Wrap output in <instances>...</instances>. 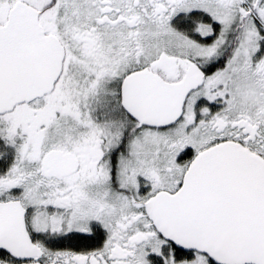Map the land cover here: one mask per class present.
<instances>
[{
    "label": "snow or ice",
    "instance_id": "obj_1",
    "mask_svg": "<svg viewBox=\"0 0 264 264\" xmlns=\"http://www.w3.org/2000/svg\"><path fill=\"white\" fill-rule=\"evenodd\" d=\"M0 264H264V0H0Z\"/></svg>",
    "mask_w": 264,
    "mask_h": 264
}]
</instances>
